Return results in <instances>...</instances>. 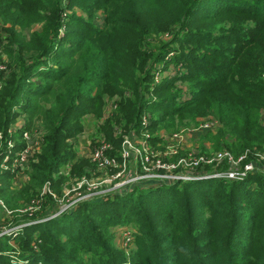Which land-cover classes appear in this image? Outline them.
I'll return each instance as SVG.
<instances>
[{
    "label": "trees",
    "instance_id": "trees-1",
    "mask_svg": "<svg viewBox=\"0 0 264 264\" xmlns=\"http://www.w3.org/2000/svg\"><path fill=\"white\" fill-rule=\"evenodd\" d=\"M75 6L86 16L72 12ZM0 21L42 24L28 41L12 28L0 34L8 68L0 75V165L8 139L15 156L38 118L43 131L19 190L18 170L0 171V218L12 223L0 229V264H264V165L242 180L135 186L50 219L56 204L42 194L46 185L58 193L70 179L89 176L93 165L67 141L113 96L120 100L101 129L116 151L121 138L112 128L140 133L145 112L153 145L160 129H190L197 117L213 116L220 126L203 139L234 158L249 150L244 162L255 163L264 152V0H0ZM151 36L155 45L146 42ZM168 57L185 72L151 92L152 70ZM177 80L187 83L186 101L174 91ZM21 116L23 126L10 133ZM72 161L70 177L60 175ZM36 201L38 212L29 216L23 208ZM116 226L134 229L129 257L114 246Z\"/></svg>",
    "mask_w": 264,
    "mask_h": 264
},
{
    "label": "built area",
    "instance_id": "built-area-1",
    "mask_svg": "<svg viewBox=\"0 0 264 264\" xmlns=\"http://www.w3.org/2000/svg\"><path fill=\"white\" fill-rule=\"evenodd\" d=\"M4 74L5 66L0 65V75H3V78ZM109 108L111 110L115 109L116 104L112 103ZM110 112L108 110V115ZM141 125L142 130L150 125L149 115L143 113ZM22 126L23 125H21V127ZM214 127H219V124L216 119L212 118V120L200 125L197 131L209 133L211 131L210 129H213ZM128 133L131 134L124 138L118 151L114 150L112 144L100 140L96 141L92 146H88L89 149L87 150V154L78 150V156L88 160L89 163L93 165L92 168L95 166L97 170L105 171L109 168H115L112 166L118 165V168L122 169L119 173L112 175V178L109 181V185H112L111 187L116 193H123L127 190L129 191L135 186L145 187L147 185L158 186L162 184L173 185L179 181L187 182L214 178L242 180L247 174L262 170L254 162H248V164L244 162L249 151L235 159L225 150L215 152L213 154L211 153L210 155L201 153L197 145L194 148H188L189 151L186 155H182L174 162H171L170 160L172 158L178 156L179 152L184 150V147H182L183 141L181 136L180 134L177 135V133L168 139L167 151L164 153L167 160L171 163H161L159 159L155 160V158L158 157L159 151L154 149L155 146L152 148L149 146V136L143 139H138L136 132L129 131ZM22 135L24 147L13 157L10 167L12 172L18 170L16 180L13 183V186L18 188H21V183L18 182L20 179L19 176L21 177V175H24L25 169H27L29 163L36 162L35 155L39 154L42 144L43 131H24ZM134 141H137V143H134ZM207 145L209 144H204V146ZM8 147L11 148L9 143ZM156 147L159 148L160 146L156 145ZM154 150L158 153H154ZM256 156L258 157V160L264 161V152L258 153ZM223 163H226L227 165V169L225 170H215L214 172L206 170L208 166H215L216 168H219ZM127 164L129 168L127 167ZM130 166L135 168L134 172L131 171ZM92 168L87 171L89 175V171L92 170ZM127 168L129 174L124 178L125 181H123L120 176L126 172ZM70 171L71 166L67 165L63 170L59 171V174L70 177ZM24 179L26 180V176H24ZM75 179H70V184L66 183L62 190L70 188L71 182L73 184L76 183L75 187H73L76 189L81 188L83 184L88 186V182L85 178L81 181L78 180L74 182ZM70 192H72V190ZM44 193H49L53 197L55 204H57L56 206H58V200L47 185L44 186L42 194ZM94 195L95 193L80 196V198L75 200L69 208L57 210L55 207V213L49 216L48 219L57 218L62 213L69 212L71 209L76 207L78 202L91 200L93 197H96ZM34 203L37 204L38 202L36 201Z\"/></svg>",
    "mask_w": 264,
    "mask_h": 264
},
{
    "label": "rangeland",
    "instance_id": "rangeland-1",
    "mask_svg": "<svg viewBox=\"0 0 264 264\" xmlns=\"http://www.w3.org/2000/svg\"><path fill=\"white\" fill-rule=\"evenodd\" d=\"M70 10L72 12H75L78 16H82V17L86 16L85 13L82 12L76 6L71 8ZM96 14L97 15H96V18L94 19V24L96 26L100 27L101 26V22L104 19V15H103V12H101V10H98ZM41 25H42L41 23H37L36 22V23H33V24L29 25L28 27L22 29V28H20V26H11L10 24H3L0 21V34H1V37L3 39L4 36L7 34L6 29L12 28L14 31H16L18 33L19 32L22 33V35L25 36L26 41H28L31 34L36 33V31L41 32V30H40L41 29ZM63 32H64V30L62 31V33ZM168 37H169V33H161V34H159L158 39L169 41L170 37L169 38ZM4 42H5V40H4ZM146 42L148 44L155 45L158 42V40H157L156 37H152L151 36V37H149L146 40ZM145 45L147 46V44H145ZM1 46H2V43H0V65L5 66V74H4V76H6L7 72H8L7 71L8 68L6 66L7 58L3 54ZM169 56H171V55H169ZM182 64L183 63L180 62L179 64L173 65L170 62V57L166 58L164 61H162L159 64H157L155 66V68L152 70L153 71L152 72L153 86L151 87V92H152L154 87L159 86V84L162 83L163 81L169 80L171 78H175L176 76H179L182 73H184L185 69H184V67H181ZM174 86H175L174 91L175 92L179 91V94H178L179 99H182V100L186 101L188 99V95H189L187 83H184L181 80H177V82L175 83ZM150 96L152 97L154 95L152 93H150ZM152 98H154V97H152ZM119 100H120V98H118L117 96H113L111 98H109V97L105 98V100H103V106H102V109H101V113L99 115L100 117H97V116H94L93 114H91V115H88V116H86V117H84L82 119L83 120V131H82V133H80V135H78L76 140L67 141V143H69L70 145H73V147H74L73 150L76 151L78 158H81V157L78 156L79 151L82 152V153L87 154L88 153L87 150L89 149L88 146H92L98 140L106 141V134L102 131L101 128L104 126V123L108 120L109 117H111L113 111L115 110V109L111 110L109 108V106L112 103L116 104V106H117V103L119 102ZM108 110H109V112L111 110L109 115H108ZM15 111H17V109H15ZM145 113L150 115V113H148V112H145ZM151 116L152 115H150V117ZM212 118L216 119L213 116L197 117L196 121H197L198 124L195 125V127H192L190 129H188V128H179L178 131H176V132H165L163 129H160V131H157V133H155V135L158 136L160 138V140L157 143H155L154 145L151 144V143L149 145L151 148L153 146H155L154 149L159 151L158 157L155 158V160L159 159L161 161V163L174 162L180 156L186 155V153L189 151L188 148H194V147H196V145L199 148V150L201 151V153H206L207 155H210L211 153L213 154L215 152H219L218 150H214V148H212V143H210L208 140H204L203 139L206 135L209 136L210 134L211 135L215 134L219 127H217V128L214 127L213 128L214 130L210 129L211 131L209 133L202 132V131H197V129L199 128L200 125L212 120ZM261 120H262V122H264V117ZM24 122H25V118L23 116L19 117V119H17L16 123L12 126V128L9 129V131L11 130L10 133L15 132L16 130H20L21 129V125H23ZM217 122H218V124L220 126L219 121H217ZM34 124L36 126V128H35L36 130L35 131L41 130L40 127H42V119H40V118L36 119L34 121ZM37 126L39 128H37ZM121 130H122L121 127L117 125V126H114L112 128V130H111L112 132L111 133H112L114 139L121 138V144H122L124 138L128 137L131 133H128V132L123 133ZM37 133H39V132H37ZM176 133H177V135L180 134V136H181V139L183 141L182 147H184V150L180 151L179 155L174 157V158H172L170 160L171 161L170 162V161L167 160V158L165 157L164 153L167 151L168 139H170V137L175 135ZM136 135L138 136V139H143V138H145L147 136H149V137L153 136L152 132L148 131V127L144 128L142 131H140V133L136 132ZM165 137H166V139H165ZM1 138H2V136L0 137V151L2 149L1 148V146H2V143H1L2 139ZM7 142L9 143L11 148L8 147V149L6 150L7 154L5 156V159L2 162V165H0L1 173H5V171H9L10 170V166H9L8 163H10V165H11V161H12V159L14 157V154L16 153L13 150L16 142L12 138L8 139L6 141V143ZM134 143H137V141H134ZM170 144H171V142H170ZM202 144L203 145L204 144H209V145L203 147V148H205V149H203L201 147ZM156 145L160 146V147L157 148ZM156 150H154V153L157 152ZM245 153H243L242 155H244ZM249 154H250V151L248 152V155ZM230 155H232V154H230ZM232 157H233V155H232ZM235 159H237V158H235ZM73 163H74L73 161L71 163L68 162L67 164H65L64 166L59 168L58 172L63 170L65 168V166H67V165L72 166ZM240 163H239V165H240ZM223 164H225V163H223ZM255 164H257L260 169H263L264 161L257 160L255 162ZM29 165H30V163H29ZM29 165H28V167H29ZM28 167H27V169H25L24 175H21V177L19 176L20 179H19L18 182L21 183V185H23V183H26L28 181V177H27V174H26V171H28ZM112 167H115V168H109V169H107L105 171H99L94 166L92 168V170L89 171V173H90L89 176L84 175L85 177L84 176L77 177L74 180V182L78 181V180L81 181L83 178H85L86 181L88 182V186L86 184H83L81 188H79V186H78L79 189H76V188H73V187H75L76 183L73 184L71 182V185H70L71 187L70 188L64 189L62 191H59L58 193L55 191L53 194L55 195L56 199L58 200L57 201L58 202V206H55L57 208V210L71 207L72 203L75 202V200H77L78 198H80V196H83V195H88V194L95 193L94 196H96V197L99 195L101 197L105 196V198H107L111 194H116V192L111 187L112 185H109V181L111 180L112 175H115V174L119 173L122 169L118 168V165L117 166H112ZM127 167H128V164H127ZM221 167L222 166H220L219 168H216L215 166L214 167L208 166L206 168V170L214 172L215 170H218V171L221 170ZM128 168H127L126 172L124 174H121V176H120L121 180H123V181H125L124 178L127 177V175L129 174ZM130 169L133 172L135 171V168H133L131 166H130ZM24 176H26V180L24 179ZM179 182H182V181H179ZM68 183L70 184V182H68ZM2 184H4V182H2ZM151 186L153 187L154 185H151ZM145 187H149V186L147 185ZM13 188L16 189V190L20 189L18 187H14V186H13ZM154 188H157V186L154 187ZM71 190H72V192H70ZM0 204H1V202H0ZM32 205H34V206H32ZM32 205L28 204V205H25L24 208H23V209H27L26 212L30 213L29 216L35 215L38 212V209H39V208H37V204L34 203ZM29 208H32V209H29ZM5 218L6 217L3 218V215L1 214L0 229L2 230V232L10 231V229L12 228L11 227L12 223H9L10 221H8L11 217H9L8 220L4 221ZM112 232H113V237H114V239H113L114 246L118 250H121L124 254H126V256L129 257L131 251H133L135 249V242H134L135 241V237L133 235L134 229H132L131 226H116L115 228L112 229ZM11 244L15 248H17L15 243L12 242Z\"/></svg>",
    "mask_w": 264,
    "mask_h": 264
}]
</instances>
